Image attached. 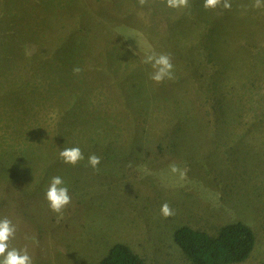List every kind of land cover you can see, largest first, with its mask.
<instances>
[{
  "label": "rangeland",
  "instance_id": "374dc122",
  "mask_svg": "<svg viewBox=\"0 0 264 264\" xmlns=\"http://www.w3.org/2000/svg\"><path fill=\"white\" fill-rule=\"evenodd\" d=\"M204 2L0 0V220L32 264H99L116 243L189 264L176 229L235 220L256 236L242 264H264V0ZM152 53L174 79L150 78ZM54 176L71 197L59 214Z\"/></svg>",
  "mask_w": 264,
  "mask_h": 264
},
{
  "label": "trees",
  "instance_id": "16d2710c",
  "mask_svg": "<svg viewBox=\"0 0 264 264\" xmlns=\"http://www.w3.org/2000/svg\"><path fill=\"white\" fill-rule=\"evenodd\" d=\"M173 238L189 259V264H242L250 258L256 246L253 229L239 220L222 226L215 237L181 226L174 231ZM99 264L146 263L126 244L116 243Z\"/></svg>",
  "mask_w": 264,
  "mask_h": 264
},
{
  "label": "clouds",
  "instance_id": "9594fccd",
  "mask_svg": "<svg viewBox=\"0 0 264 264\" xmlns=\"http://www.w3.org/2000/svg\"><path fill=\"white\" fill-rule=\"evenodd\" d=\"M139 3L143 5L145 0H139ZM189 0H167V7L169 8H187ZM222 0H205L204 7L206 9H215L220 6ZM261 6L260 0H256L254 7L259 8ZM224 9H230L231 4L224 0ZM143 63L151 65L153 72L150 78L156 82L161 83L165 79H174L173 75V64L171 57L167 54H149L146 55ZM80 68H74V73H79ZM60 158L65 164L72 166L77 165L80 161L84 159V155L79 147L63 148L60 150ZM101 163L100 157L92 154L88 157V164L93 168ZM170 170L173 173L180 172V176L183 179L185 176L184 172L175 165L170 166ZM46 199L49 202L51 210L55 213H62L63 209L71 203V197L69 195L68 188L64 185V181L60 176H54L51 179L50 185L46 192ZM161 213L167 218L174 215V212L168 203L161 205ZM17 229L16 226L12 224L11 220L4 218L0 220V264H32V259L27 254V250H18L16 248L9 247V241L14 238Z\"/></svg>",
  "mask_w": 264,
  "mask_h": 264
}]
</instances>
